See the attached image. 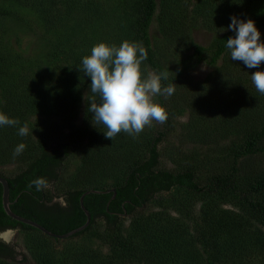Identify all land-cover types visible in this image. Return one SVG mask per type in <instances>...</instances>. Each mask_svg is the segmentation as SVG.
Returning <instances> with one entry per match:
<instances>
[{"label": "rangeland", "instance_id": "1", "mask_svg": "<svg viewBox=\"0 0 264 264\" xmlns=\"http://www.w3.org/2000/svg\"><path fill=\"white\" fill-rule=\"evenodd\" d=\"M156 1L158 7L150 36L156 58L168 74V85H176L171 97L165 99L162 96L170 112L171 130L159 146L158 168L175 171L193 167L197 182L202 184L213 171L210 165L203 166L207 161L205 158L214 156L234 141L230 137L234 135L227 133L232 128L257 127L263 122L264 95L255 89L251 74L264 71V62L258 69H249L242 62L232 61L230 53L214 66L195 62L192 45L209 48L216 37L228 29L238 0ZM141 2L0 0L1 54L9 58L16 55L18 61L23 62L40 61L44 68L57 72L54 76L57 83H67L68 88L72 84V92H80L81 96L73 116L68 115V96L76 94L70 93L69 89L66 90L68 96L62 95L68 101L65 116L38 114L31 117V121L37 124L48 121L57 130L60 141L72 142L86 131L82 148L64 162L59 180L45 189L50 203L65 205L66 182L84 160L90 159L93 151L105 154L115 152L116 148L123 152L125 148L128 152L129 148L132 156L141 152L143 155L145 138L151 131L163 130L164 123L153 121L152 126H146L136 138L121 132L112 141L105 139L103 125L92 120L89 125L86 122L90 90L75 69L76 64L72 63L71 69L65 72L67 63L61 55L52 59L56 52L63 50H71L76 59L83 51L90 55L92 47L100 42L117 47L125 40L136 42L134 29ZM249 5L251 10L253 7L264 11V0H244V6ZM260 34L261 41H264V32ZM141 72L146 77L147 73L154 71L142 62ZM237 74L246 78V82H240L243 80L238 79ZM96 101L99 102L98 97ZM153 101L157 103L155 97ZM229 118L233 122L232 128L226 123ZM261 146L264 147V140ZM23 168L10 164L1 168V174L11 177ZM240 168L241 175L247 180L264 175V153L245 158ZM122 172L123 169H119L111 177L98 174V178L105 176L108 184L112 180L120 183ZM240 186L246 188L248 182H241ZM255 198L264 201V193ZM65 225L62 223L61 227ZM233 226L242 230L241 240L246 245L258 243L257 248L249 249V255L243 260L230 257L231 254L226 257L225 252L220 251L230 238ZM118 227L119 234L138 248L140 264H201L204 247L214 264H264V226L252 219L233 194L197 196L174 188L156 194L144 208L120 218ZM103 230L101 220L95 221L87 233L64 240H54L34 231L12 230L11 236L4 241L12 250V260L0 264H122L111 258ZM198 237L205 243L203 247L198 243ZM151 252L154 254L148 257ZM156 254L159 261L152 259Z\"/></svg>", "mask_w": 264, "mask_h": 264}, {"label": "trees", "instance_id": "2", "mask_svg": "<svg viewBox=\"0 0 264 264\" xmlns=\"http://www.w3.org/2000/svg\"><path fill=\"white\" fill-rule=\"evenodd\" d=\"M251 5L245 7L244 0H238L236 12L233 14L242 20H253L259 32H264V11L256 10L253 7L251 10ZM157 7L156 0H142L137 12L134 35L136 42L140 43L147 51V59L143 62L149 69L159 74L165 72V69L156 58L150 36V28ZM230 23L231 20L228 25ZM230 36H234V33L226 29L216 37L209 48L193 44L195 62H204L209 66H214L230 53L225 47L226 40ZM59 54L63 58L62 60L67 63L64 68L65 72L71 69L72 63L76 64L75 69L79 72L83 82L89 86L91 80L83 73L81 63L82 58L87 56L86 51L80 53L79 58L76 59L72 56L71 50H63L59 53L56 52V56H53L52 59L56 60ZM39 62L18 61L16 55L9 58L0 52V112L20 121V125L16 127H0V176L8 182L10 209L14 214L34 221L53 233L63 234L85 222V216L79 205V198L83 192L89 189L114 190L113 199H111L112 192L88 194L84 197L83 204L91 216V222L84 231L73 237L87 233L95 221L101 220L104 222L103 235L110 247L111 258L122 264L126 262L140 264V261H138L136 245L119 234V219L144 208L156 194L166 193L174 188L197 196L233 194L249 211L252 219L264 226V201H258L255 198L260 193H264V175L247 180L245 175H241L240 168L241 162L245 158L264 153V147L261 146V142L264 140V120L257 127L250 128L245 126L232 128L231 119L226 121L229 128H232L227 134L234 135L230 136L234 141L227 148L218 150L214 156L205 158L207 161L203 166L210 165L213 171L205 183L201 184L196 180L193 167L175 171L158 168L161 156L159 146L165 141V137L171 130L170 112L166 109L162 96H155V99L166 110L168 118L164 123L163 130L151 131V134L145 138L143 155L141 152V154L132 156L129 148L128 152L125 148L124 152L116 148L115 152L105 154L93 151L90 159L84 160L82 166L66 182V189L63 193L64 206L50 203L45 194L46 188L37 191L34 186L27 187L29 182L37 177L46 178L49 186L57 182L64 162L82 148L83 136L86 134V131L82 132L72 142L60 141L56 136L57 130L48 121H41L38 124L36 121H31V117L38 114H62L65 116L64 109L68 101L62 95L67 94L69 89L70 93L76 94V91L72 92L74 89L72 84L68 88L69 84L67 83L63 85L57 83V80L54 79L57 72L53 73ZM238 79L243 80L240 82H246V78H241L239 75ZM169 82L161 80L162 86H167ZM89 95L85 111L88 125L92 116L87 111V107L93 99L92 94ZM68 97L70 100L68 115L73 116L80 105V92H77L75 96ZM25 123L28 125L29 134L21 137L17 134L18 127ZM20 143L26 145L25 150L21 155L13 156L14 148ZM10 164L24 168L11 177H5L1 174V168ZM119 169H123L120 183L112 180L108 184L105 176L103 179L98 178V174L111 177ZM245 181L248 182V186L243 188L240 183ZM1 194L0 185V233L6 230H20L42 234L9 218L2 209ZM62 223L66 224L64 228L61 227ZM230 232V238L225 241L224 247L220 248L222 253L225 252L224 256L231 254L230 257L237 256L243 260L246 255H249L251 247H258L256 242L246 245L241 240L243 233L238 227L233 226ZM197 241L202 247L205 245L202 238L198 237ZM161 250L164 248L162 247ZM11 251L7 244L0 241V263L12 260ZM152 252L148 253V257L154 254ZM203 255L201 264H214L206 247L203 248ZM152 259L159 261L160 258L156 254L152 256Z\"/></svg>", "mask_w": 264, "mask_h": 264}, {"label": "clouds", "instance_id": "3", "mask_svg": "<svg viewBox=\"0 0 264 264\" xmlns=\"http://www.w3.org/2000/svg\"><path fill=\"white\" fill-rule=\"evenodd\" d=\"M228 29L234 36L228 37L225 47L232 61L242 62L247 68H259L264 62V41L255 22L230 17ZM147 59L146 49L138 42L123 41L118 47L100 42L91 49V54L82 58V71L90 78V93L93 96L87 111L95 124L106 129L104 138L113 140L121 132L133 138L139 136L144 128L151 127L153 121L163 124L167 121L166 110L153 101L155 96L171 97L175 84L162 86L161 80L168 78L167 72H149L144 77L141 64ZM255 89L264 95V71L251 74ZM99 98V102L96 101ZM93 124V123H92ZM20 125L17 118H10L0 112V127ZM21 137L29 134L28 125L18 127ZM24 143L18 144L13 156H19L25 150ZM42 191L49 187L44 177H37L27 187Z\"/></svg>", "mask_w": 264, "mask_h": 264}, {"label": "water", "instance_id": "4", "mask_svg": "<svg viewBox=\"0 0 264 264\" xmlns=\"http://www.w3.org/2000/svg\"><path fill=\"white\" fill-rule=\"evenodd\" d=\"M0 185L2 188V194H1V205H2V209L4 211V213L11 218L12 220L19 222L21 224L27 225L39 232H41L43 235L49 237V238H53V239H57V240H64V239H68L73 237L74 235L84 231L91 222V216L89 214V212L87 211V209L84 207L83 204V199L86 195L88 194H107L109 192L113 193V196L111 197V199L114 198L115 196V191L114 190H95V189H89L86 190L85 192H83V194L80 196L79 198V205H80V209L82 210L84 216H85V222L83 224H81L80 226L66 232L63 234H56L53 233L47 229H45L44 227H42L41 225H39L38 223L31 221L29 219L23 218L21 216H18L16 214H14L11 209H10V200H9V185L7 180L0 176ZM7 232H12V230H6L4 232L0 233V238H2L3 240L7 241V239L4 237V234ZM3 234V235H2Z\"/></svg>", "mask_w": 264, "mask_h": 264}, {"label": "bare ground", "instance_id": "5", "mask_svg": "<svg viewBox=\"0 0 264 264\" xmlns=\"http://www.w3.org/2000/svg\"><path fill=\"white\" fill-rule=\"evenodd\" d=\"M10 236H11V232H7V233L4 234V237H5L6 239H8Z\"/></svg>", "mask_w": 264, "mask_h": 264}, {"label": "flooded vegetation", "instance_id": "6", "mask_svg": "<svg viewBox=\"0 0 264 264\" xmlns=\"http://www.w3.org/2000/svg\"><path fill=\"white\" fill-rule=\"evenodd\" d=\"M0 241L4 242L5 240H3L2 238H0ZM5 243V242H4Z\"/></svg>", "mask_w": 264, "mask_h": 264}]
</instances>
